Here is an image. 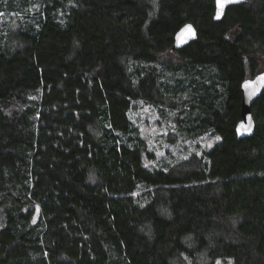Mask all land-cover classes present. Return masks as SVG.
I'll return each mask as SVG.
<instances>
[{"label": "trees", "instance_id": "16d2710c", "mask_svg": "<svg viewBox=\"0 0 264 264\" xmlns=\"http://www.w3.org/2000/svg\"><path fill=\"white\" fill-rule=\"evenodd\" d=\"M215 11L0 0V264H264V91L254 134L236 131L264 0ZM187 22L197 39L173 50ZM145 106L174 144H213L156 159Z\"/></svg>", "mask_w": 264, "mask_h": 264}, {"label": "water", "instance_id": "95a60500", "mask_svg": "<svg viewBox=\"0 0 264 264\" xmlns=\"http://www.w3.org/2000/svg\"><path fill=\"white\" fill-rule=\"evenodd\" d=\"M245 1L246 0H230V2L225 3L224 0H221V4L218 5L217 0H215V20H222L229 6ZM188 26H191V30H189ZM197 36L198 30L195 25L191 22L185 23L175 34V41L172 47L173 50L186 46L191 41L197 39ZM261 76H264V71L256 75L254 78H248L242 82V118L236 127L239 140L252 136L255 132L256 120L252 113V107L264 91V80L258 79V77Z\"/></svg>", "mask_w": 264, "mask_h": 264}, {"label": "rangeland", "instance_id": "374dc122", "mask_svg": "<svg viewBox=\"0 0 264 264\" xmlns=\"http://www.w3.org/2000/svg\"><path fill=\"white\" fill-rule=\"evenodd\" d=\"M136 118L142 134L148 140L150 149L155 153L156 159L168 158L171 155L186 157L191 151L200 147H208L214 142L213 138L205 137L199 139L197 143L186 141L174 144L171 141L172 135H170L173 127L170 126L169 122L159 112L150 106L139 108ZM147 162L150 164L149 161Z\"/></svg>", "mask_w": 264, "mask_h": 264}, {"label": "snow or ice", "instance_id": "6c2138e0", "mask_svg": "<svg viewBox=\"0 0 264 264\" xmlns=\"http://www.w3.org/2000/svg\"><path fill=\"white\" fill-rule=\"evenodd\" d=\"M225 3L230 2V0H224ZM217 4L220 5L221 4V0H217ZM219 15V14H218ZM189 30H191V26H188ZM258 79L264 80V76L258 77ZM216 139H220L219 137H216ZM211 146V145H209Z\"/></svg>", "mask_w": 264, "mask_h": 264}]
</instances>
